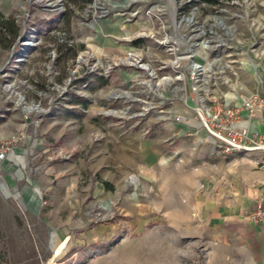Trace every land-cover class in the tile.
<instances>
[{"label":"rangeland","instance_id":"374dc122","mask_svg":"<svg viewBox=\"0 0 264 264\" xmlns=\"http://www.w3.org/2000/svg\"><path fill=\"white\" fill-rule=\"evenodd\" d=\"M173 2L0 0V264H264L198 120L264 96V0Z\"/></svg>","mask_w":264,"mask_h":264},{"label":"built area","instance_id":"2783aa9c","mask_svg":"<svg viewBox=\"0 0 264 264\" xmlns=\"http://www.w3.org/2000/svg\"><path fill=\"white\" fill-rule=\"evenodd\" d=\"M209 44L210 42L204 40L198 46L197 43H192L191 47L208 50L211 48ZM192 67H197L196 69L193 68L194 70H201L197 65ZM205 94L206 96L209 95L207 89ZM238 100V105L229 104L225 100H210V107L205 106L202 112H198L199 124L205 130L207 137L214 142L217 149H221L227 155L233 153L254 154L256 155L257 165L264 168V138L251 132L246 127L238 126L244 121L254 119L257 113L264 111V96L256 92L240 96ZM245 114L246 116H244ZM247 219L264 229L263 201H258L255 204Z\"/></svg>","mask_w":264,"mask_h":264},{"label":"crops","instance_id":"0c3cea01","mask_svg":"<svg viewBox=\"0 0 264 264\" xmlns=\"http://www.w3.org/2000/svg\"><path fill=\"white\" fill-rule=\"evenodd\" d=\"M121 24L119 21H116L115 24H113V27L117 28L119 30V27ZM121 28V27H120ZM128 32H124V35H126ZM120 34V33H119ZM238 100V99H237ZM234 103V105L239 104L237 102H231V104ZM246 116V114L244 115ZM240 127H246L251 132L261 136L264 138V112L257 113L255 115V118L252 120L244 121L240 124H238ZM239 156L243 155L247 158H239L242 159V166L239 172H237L234 180V189L233 191L237 190L239 191L240 197H243L244 203L243 206L248 205L249 203H253L250 210H252L255 206V204L258 201L264 202V168H261L256 163V155L254 154H242V153H233L229 156ZM247 207V206H246ZM250 210L248 212H250ZM255 225V224H254ZM252 225L251 223L248 224L247 231L248 234H250L251 227L257 228L256 226ZM259 228L263 229L262 227L258 226ZM246 228V227H245ZM225 246V245H223ZM211 246L208 248V254L206 257L205 264H225L229 261L228 254L226 252L224 253L223 250L221 251L219 247L215 248V246Z\"/></svg>","mask_w":264,"mask_h":264},{"label":"trees","instance_id":"16d2710c","mask_svg":"<svg viewBox=\"0 0 264 264\" xmlns=\"http://www.w3.org/2000/svg\"><path fill=\"white\" fill-rule=\"evenodd\" d=\"M202 3H205V4H208V5H213V4H217L219 2V0H200ZM68 2L70 4H73V5H79L81 3L83 4H91L92 3V0H68ZM3 31V35L4 34V31L6 32V34L8 35H11L12 38L14 39L16 36H17V31H13L9 25V23H2L0 25V32L2 33ZM83 106L86 107L87 104L84 102L83 103ZM104 187L108 188V189H111L110 185L108 183H104Z\"/></svg>","mask_w":264,"mask_h":264},{"label":"bare ground","instance_id":"6f19581e","mask_svg":"<svg viewBox=\"0 0 264 264\" xmlns=\"http://www.w3.org/2000/svg\"><path fill=\"white\" fill-rule=\"evenodd\" d=\"M174 0H168V2H169V4H170V7H171V11H172V19L174 18V15H175V11H174V7H173V2ZM135 60H133V62H134ZM132 62V61H131ZM136 62V61H135ZM137 63V62H136ZM143 68L145 69V70H148V71H151L150 70V68H149V66L148 65H143ZM60 255V250H59V252L55 255V257L52 259V260H50L49 261V264H54V261H55V259L58 257Z\"/></svg>","mask_w":264,"mask_h":264}]
</instances>
